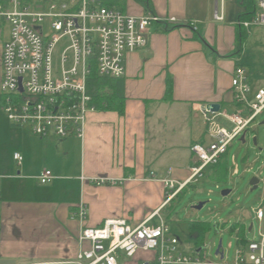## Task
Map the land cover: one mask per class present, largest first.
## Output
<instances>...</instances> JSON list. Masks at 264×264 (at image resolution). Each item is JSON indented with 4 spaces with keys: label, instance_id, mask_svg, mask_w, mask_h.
I'll use <instances>...</instances> for the list:
<instances>
[{
    "label": "crops",
    "instance_id": "1",
    "mask_svg": "<svg viewBox=\"0 0 264 264\" xmlns=\"http://www.w3.org/2000/svg\"><path fill=\"white\" fill-rule=\"evenodd\" d=\"M119 1L128 15L148 12L177 23L153 24L146 47L126 55L124 114L97 110L88 114L82 139H41L26 128L0 124V131L13 136L7 153H0V259L73 264L79 251L90 247L78 241L84 226L99 227L113 218H124L132 226L151 218L147 224L158 225L155 221L163 219L168 208L162 180L185 181L197 163L191 146L206 148L213 142L203 115L206 106L219 105L208 117L225 131L216 119L231 122L226 116L245 113L234 102L233 72L245 67L241 63L246 54L260 55L263 46L256 26L239 27L243 7L237 3L240 9L234 8L224 0V17L218 21L216 0ZM108 3L115 7L114 1ZM4 25L9 32V24L0 18V32ZM238 30L243 32L239 45ZM6 42L0 39V83ZM4 117L0 102V120ZM15 153L23 158L20 165L13 159ZM46 170L54 178L42 185L38 177ZM80 205L87 211L83 223L73 216ZM200 254L201 250L187 256L199 259L197 264L235 263L219 256L212 262L204 253L200 259ZM148 255L120 256L118 264H141Z\"/></svg>",
    "mask_w": 264,
    "mask_h": 264
},
{
    "label": "built area",
    "instance_id": "2",
    "mask_svg": "<svg viewBox=\"0 0 264 264\" xmlns=\"http://www.w3.org/2000/svg\"><path fill=\"white\" fill-rule=\"evenodd\" d=\"M257 14L238 23L247 29L264 26V0H257ZM215 19L223 20L224 0H216ZM0 18L10 26L9 40L1 55L2 79L0 95L7 120L36 137H84L88 114L96 109L86 92V79L92 68L101 77L122 79L127 54L141 50L148 43L153 24L177 23L175 18L160 19L151 13L132 16L105 0H0ZM231 88L234 102L244 107L248 116H226L234 125L230 132L219 128L204 112L213 142L208 147L194 144L190 150L197 163L189 168L183 182L168 177L162 180L165 204L187 186L203 178V171L217 165L232 142L264 113V87L253 90L245 68L236 67ZM18 165L23 158L15 153ZM172 169L167 175L170 176ZM54 176L43 171L38 177L42 185ZM150 179L155 180L153 173ZM98 180H95V182ZM103 181V180H100ZM80 223L87 217L84 205L73 214ZM259 223L258 240L239 246L234 264H264V202L254 211ZM151 219V218H150ZM149 218L132 226L124 218L107 219L99 227H82L78 241L88 242V250H80L73 264H118L120 256L134 258L149 254L141 264H197L199 259L178 251L179 240L169 233L163 219L148 225ZM249 232H253V227Z\"/></svg>",
    "mask_w": 264,
    "mask_h": 264
},
{
    "label": "rangeland",
    "instance_id": "3",
    "mask_svg": "<svg viewBox=\"0 0 264 264\" xmlns=\"http://www.w3.org/2000/svg\"><path fill=\"white\" fill-rule=\"evenodd\" d=\"M30 4H35L37 0H29ZM110 0H105L108 3ZM114 1L117 9L122 11L124 5L119 0ZM128 1V0H126ZM257 1V0H256ZM234 8H239L235 0H227ZM226 3V6H227ZM254 27V26H253ZM251 27V28H253ZM264 26L255 28L261 32L260 40L263 48L261 53L246 54L245 70L252 84V89L264 87ZM8 26L4 25L0 32L2 42L9 40ZM8 35V36H7ZM250 54V56H249ZM260 57V58H259ZM244 111V107H242ZM246 118L248 114L241 115ZM264 113L260 114L245 130V143L240 142L242 134L236 138L226 154L227 177L225 181L213 179H200L197 183L188 186L178 198L163 212L162 218L166 222L169 233L179 240L178 251L185 255H192V241L188 234L189 222L198 221L207 223L210 230L204 234V244L206 250L204 255L209 261H219L215 256L217 245L221 241L224 252L223 262L232 263L235 259V252L239 247L237 238L230 228L237 223L245 227L244 240H258L259 223L254 217V211L264 202ZM215 123L224 127L230 132L234 127L226 118H218ZM0 124H12L4 117ZM256 138L257 144L252 142ZM12 134L6 130L0 131V153L5 155L8 151V144L12 145ZM0 146H2L0 144ZM253 178L259 180L257 189L251 191L250 182ZM223 191H229L225 196ZM198 204H202L201 209H196ZM159 224L158 220L155 221ZM253 227V232H248L249 226Z\"/></svg>",
    "mask_w": 264,
    "mask_h": 264
},
{
    "label": "trees",
    "instance_id": "4",
    "mask_svg": "<svg viewBox=\"0 0 264 264\" xmlns=\"http://www.w3.org/2000/svg\"><path fill=\"white\" fill-rule=\"evenodd\" d=\"M140 2V0H138ZM142 3L145 1L141 0ZM237 3L244 8V12L238 17V23L250 21L257 14L256 0H236ZM107 6L111 4L106 3ZM146 5V4H145ZM239 25V24H238ZM240 28H242L239 25ZM237 43L240 44L243 39V32L238 30ZM86 92L91 97V104L97 111L116 112L119 115L124 114V81L123 79H111L101 77L97 74L94 68H92L90 74L86 79ZM0 102L4 105V98L0 96ZM170 88L166 90L165 98L169 99ZM227 177V163L226 155L222 156L217 165L209 166L203 171V178L213 179L216 181H225ZM185 189V188H184ZM181 190L176 196L171 199L165 208L169 207L172 202L180 196L184 191ZM165 208L163 210H165ZM188 234L192 239L193 251L201 250V254L204 253V234L207 230H210V226L207 223L198 221L189 222ZM230 232L234 233L237 237V244L245 248L247 242L244 240L245 227L241 223L234 224L230 228ZM200 254V259H203Z\"/></svg>",
    "mask_w": 264,
    "mask_h": 264
},
{
    "label": "water",
    "instance_id": "5",
    "mask_svg": "<svg viewBox=\"0 0 264 264\" xmlns=\"http://www.w3.org/2000/svg\"><path fill=\"white\" fill-rule=\"evenodd\" d=\"M205 109L209 113H215V112H218L219 105H217V104H208ZM263 124H264V122H263ZM245 135H246V132H244L242 134L241 138H240V142L241 143H245ZM252 142H253L254 145L257 144V140H256L255 137L252 139ZM258 184H259V180L257 178H253L251 180V182H250L251 191L257 189ZM228 193H229V191H223L222 195L225 196ZM202 206H203L202 204H198L195 208L196 209H201ZM250 229H251V226H249L248 232L250 231ZM215 256H219L220 260L224 259V252L222 250L221 241L217 245V248H216V251H215ZM0 264H18V262L16 260H13V259H0Z\"/></svg>",
    "mask_w": 264,
    "mask_h": 264
},
{
    "label": "bare ground",
    "instance_id": "6",
    "mask_svg": "<svg viewBox=\"0 0 264 264\" xmlns=\"http://www.w3.org/2000/svg\"><path fill=\"white\" fill-rule=\"evenodd\" d=\"M13 126V125H12Z\"/></svg>",
    "mask_w": 264,
    "mask_h": 264
}]
</instances>
